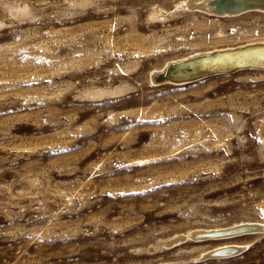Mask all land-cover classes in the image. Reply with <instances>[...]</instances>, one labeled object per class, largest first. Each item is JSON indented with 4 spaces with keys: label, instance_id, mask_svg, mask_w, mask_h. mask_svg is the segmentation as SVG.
I'll return each mask as SVG.
<instances>
[{
    "label": "rangeland",
    "instance_id": "1",
    "mask_svg": "<svg viewBox=\"0 0 264 264\" xmlns=\"http://www.w3.org/2000/svg\"><path fill=\"white\" fill-rule=\"evenodd\" d=\"M187 2L0 0V264H264V72L153 81L264 13Z\"/></svg>",
    "mask_w": 264,
    "mask_h": 264
},
{
    "label": "water",
    "instance_id": "2",
    "mask_svg": "<svg viewBox=\"0 0 264 264\" xmlns=\"http://www.w3.org/2000/svg\"><path fill=\"white\" fill-rule=\"evenodd\" d=\"M250 1H260V0H200L199 2L202 4H206L207 10L210 11L212 14L216 15H235L237 13L243 12V11H249V10H264L263 5H256V4H251L249 3ZM264 43H250L242 46H235V47H230V48H225L222 50H214L210 52H205L202 54L194 55V56H186L184 59H179L175 63H172V65L167 66L165 69V72L163 75H154L153 76V81L154 82H162V81H169L168 79H175V78H169L168 74L171 71L172 68H175L177 66H189L191 64H199L202 62H208L209 64L214 61L215 59L219 57H223L228 54L232 53H237V52H242L246 49H250L254 46H263ZM212 65V64H211ZM247 67H258L261 69H264V64H252V63H247V64H241L238 66H233V64L229 66H225L222 68L218 69H211V68H205L202 73L194 76H188L183 79H177L180 82H187V81H193L197 80L200 78H203L205 76L211 75V74H216V73H232L237 71L238 69L242 68H247ZM258 228L256 226H238L235 229L229 230L222 232L221 234L213 233V232H202L198 233L195 232L193 234H187L183 235L177 238H173L167 242H165L164 246H172L174 244L184 242L188 239L190 240H201L207 237H222V236H229L233 235L235 233H240V232H246V231H254L257 230ZM240 251V248H233L230 247L228 249L224 250H214L210 252L207 255H204L202 258L206 257H219V256H231L235 255Z\"/></svg>",
    "mask_w": 264,
    "mask_h": 264
},
{
    "label": "bare ground",
    "instance_id": "3",
    "mask_svg": "<svg viewBox=\"0 0 264 264\" xmlns=\"http://www.w3.org/2000/svg\"><path fill=\"white\" fill-rule=\"evenodd\" d=\"M199 1L200 0H188L186 5L188 7H190V9L192 8V10L194 8V9H197V10L200 9V10L205 11V12H210V11L207 10L206 4L204 5V4L200 3ZM249 3L256 4V5H263L264 6V0H260V1H257V2L256 1H250ZM252 12L253 13L254 12L264 13V10L243 11V12L237 13L235 15H242V14H245V13H252ZM250 43H264V38L251 39V40H247V41H244V42H241V43L225 45V46H222L223 48L222 47L220 48V47L212 46L211 48L207 49L209 51H205V52L207 53V52L214 51V50H222V49H225V48H230V47H235V46H242V45H246V44H250ZM194 55H198V54H194ZM194 55H191V56H194ZM179 59H184V57L183 58H179ZM179 59L177 58L176 60L167 62L166 65L163 68H161L157 72L155 71V73H153V75H163L164 72H165L166 67L172 65V63H175ZM247 63L259 64V65L260 64H264V45L263 46H254V47H252L250 49H246V50H244L242 52L232 53V54L225 55L223 57H219V58L215 59L214 61H212L210 64L208 62H202V63H199V64H191L189 66H177L175 68H172L171 71L168 74L169 78H175V79L174 80L173 79H168L169 81H166V82L172 83V84H184V83H188V82H192V81H187V82H182L181 81L180 82L177 79H183V78L188 77V76L198 75V74L202 73L203 70H205V68L218 69V68H222V67H225V66H229L231 64H233V66H238V65L247 64ZM249 69L264 72V69H261V68H258V67L242 68V69H238L235 72L243 71V70H249ZM217 74H229V73H216V74H211V75H208V76H205V77H209V76H213V75H217ZM193 81H195V80H193ZM261 128L264 130V119L262 120ZM238 226L239 227L240 226H256L258 228L257 229L258 231L263 228V227H260L257 222H243V223H239V224H236V225H233V226H230V227H226V228L223 227L222 229H218L217 228L216 230H206V231H208L209 233L213 232V233L221 234L222 232L235 229ZM263 226H264V224H263ZM254 231L256 232V230H254ZM254 231H246V232L235 233L232 236L250 234V233H254ZM195 232L202 233V232H205V231L204 230L203 231H193V232L188 233V234H193ZM239 246H237V245H228V246H226L225 245V246H223V247H221L219 249H216V250H224V249H228L230 247L240 248ZM163 264H177V263H175V262L169 263L168 262V263H163Z\"/></svg>",
    "mask_w": 264,
    "mask_h": 264
}]
</instances>
